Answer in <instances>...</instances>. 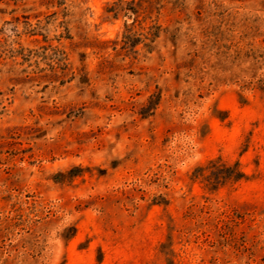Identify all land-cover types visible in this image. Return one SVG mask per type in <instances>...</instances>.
<instances>
[{
  "label": "rangeland",
  "instance_id": "1",
  "mask_svg": "<svg viewBox=\"0 0 264 264\" xmlns=\"http://www.w3.org/2000/svg\"><path fill=\"white\" fill-rule=\"evenodd\" d=\"M0 264H264V0H0Z\"/></svg>",
  "mask_w": 264,
  "mask_h": 264
},
{
  "label": "trees",
  "instance_id": "2",
  "mask_svg": "<svg viewBox=\"0 0 264 264\" xmlns=\"http://www.w3.org/2000/svg\"><path fill=\"white\" fill-rule=\"evenodd\" d=\"M234 166L235 165L226 167V171L223 172L224 175H226V176H232L234 178L241 177L243 175L242 172L240 170H237Z\"/></svg>",
  "mask_w": 264,
  "mask_h": 264
}]
</instances>
